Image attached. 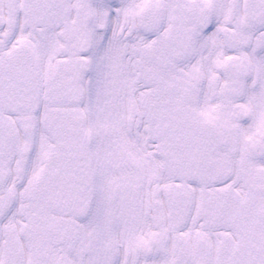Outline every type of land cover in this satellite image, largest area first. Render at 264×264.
<instances>
[{"label":"snow or ice","instance_id":"6c2138e0","mask_svg":"<svg viewBox=\"0 0 264 264\" xmlns=\"http://www.w3.org/2000/svg\"><path fill=\"white\" fill-rule=\"evenodd\" d=\"M0 264H264V0H0Z\"/></svg>","mask_w":264,"mask_h":264}]
</instances>
